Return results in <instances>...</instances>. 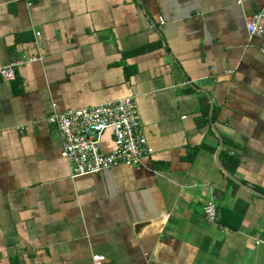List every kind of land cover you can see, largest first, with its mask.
<instances>
[{"label": "crops", "instance_id": "1", "mask_svg": "<svg viewBox=\"0 0 264 264\" xmlns=\"http://www.w3.org/2000/svg\"><path fill=\"white\" fill-rule=\"evenodd\" d=\"M254 13L264 27V0H0V65L37 57L0 80V264H264V198L216 162L264 194ZM123 96L150 153L72 176L48 115Z\"/></svg>", "mask_w": 264, "mask_h": 264}, {"label": "built area", "instance_id": "2", "mask_svg": "<svg viewBox=\"0 0 264 264\" xmlns=\"http://www.w3.org/2000/svg\"><path fill=\"white\" fill-rule=\"evenodd\" d=\"M241 5L242 0H235ZM261 13L246 18L245 26L250 36L264 37V27L259 24ZM36 56L23 57L0 65V80L10 81L16 77V69ZM47 122L55 125L61 138V156L68 163L70 174L79 176L98 173L119 164L137 166L151 149L142 132L134 98L123 96L116 100L90 107L54 112L48 115ZM106 130L113 135L114 147L103 151L101 138ZM203 218L215 222L218 209L212 198L202 207ZM93 264H103V256L93 254Z\"/></svg>", "mask_w": 264, "mask_h": 264}, {"label": "water", "instance_id": "3", "mask_svg": "<svg viewBox=\"0 0 264 264\" xmlns=\"http://www.w3.org/2000/svg\"><path fill=\"white\" fill-rule=\"evenodd\" d=\"M219 140H220V145H221L222 141H221V139H219ZM216 162H217V164L219 165V168H221L222 171H223V172H224V173H225L230 179H232L235 183H237V184H239V185L245 187L246 189H248V190L251 191L252 193H254V194H256V195H258V196L264 198V194H263V193H261V192L255 190V189H253V188H251V187H249V186H247V185L241 183L239 180H237L236 178H234V177H233V176L227 171V169L224 168V166L221 164V162L219 161L218 158H216Z\"/></svg>", "mask_w": 264, "mask_h": 264}, {"label": "trees", "instance_id": "4", "mask_svg": "<svg viewBox=\"0 0 264 264\" xmlns=\"http://www.w3.org/2000/svg\"><path fill=\"white\" fill-rule=\"evenodd\" d=\"M203 123H205V121H203ZM230 158H232V157H230ZM230 158H229V160H231ZM231 161H232V164H235V163H236L235 158H232ZM225 165H226L225 168H227L229 171L232 169V168H231V167H232L231 164H227V163H225ZM229 182L232 183L233 185H236V184L233 183L231 180H229Z\"/></svg>", "mask_w": 264, "mask_h": 264}]
</instances>
